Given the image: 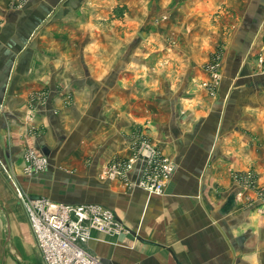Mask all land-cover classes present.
<instances>
[{"label":"crops","instance_id":"0c3cea01","mask_svg":"<svg viewBox=\"0 0 264 264\" xmlns=\"http://www.w3.org/2000/svg\"><path fill=\"white\" fill-rule=\"evenodd\" d=\"M242 2L0 0V264H44L14 186L114 211L122 232L93 231L86 245L104 264H264V213L231 177L254 170L264 186V70L246 68L264 0L248 2L243 27L231 16ZM226 11L233 35L212 97L201 83L228 39ZM140 131L175 164L161 195L99 177ZM30 149L48 158L43 172H24Z\"/></svg>","mask_w":264,"mask_h":264},{"label":"built area","instance_id":"2783aa9c","mask_svg":"<svg viewBox=\"0 0 264 264\" xmlns=\"http://www.w3.org/2000/svg\"><path fill=\"white\" fill-rule=\"evenodd\" d=\"M217 65L219 67L220 62ZM211 68L212 78L218 79L217 68L209 66ZM29 120L33 121L32 114ZM131 148L133 152L129 157L116 158L102 169L101 179L121 181L127 187L137 186L150 195L163 194L175 171L171 157L141 131L134 135ZM48 163L47 157L30 149L25 155V172L44 171ZM139 163V178L131 180ZM18 193L44 264H104L86 245L93 231L114 235L122 232L114 211L97 203L68 204L46 197L33 198L22 191Z\"/></svg>","mask_w":264,"mask_h":264},{"label":"rangeland","instance_id":"374dc122","mask_svg":"<svg viewBox=\"0 0 264 264\" xmlns=\"http://www.w3.org/2000/svg\"><path fill=\"white\" fill-rule=\"evenodd\" d=\"M25 1L26 0H14V3L13 4L17 5V7H21V6H23V4H24ZM246 1H247V3H245V4H247L246 7H244V3L243 2H242L243 3L242 5L241 4H237V6L239 5L241 7V9H239V11L238 10L235 11V14L234 15L233 14L231 15L232 17L235 18L234 23L235 24L240 23V25L242 23L243 24L242 27L247 24V22L243 21L244 18L246 17V15H248L249 13H251V10H252V8H250V6L248 4V2L251 1V0H245V2ZM227 5L228 4H226V6ZM120 9H121V11H123V13H124L125 9L127 10L126 7H122ZM227 11L225 12L226 14L224 13L222 15V21H223V23L226 22V25H225L226 26V30H225L226 34H225V36H227L228 39L225 40V43H222L221 46H217L216 47V49L212 52L210 61L206 65V69L209 72L210 78H211V75H212V73H211L212 68L209 69V66H215V68H217L218 73L220 74V76L218 77V79L215 82L214 86L211 87V89H213V91L215 93H217V89H218V87L220 85L219 81L221 82V79H222V67H221L222 63L221 62H222V60L224 58V52H226L227 47L230 46L231 43H229V41L231 42L230 39L232 38V35H233V29L230 30V26L229 25L227 26L228 18H230V14L227 13ZM113 14L118 19H123V18H121V16L124 17V15H121L120 13H113ZM166 15L169 16V13L168 14L167 13H163L161 15V20L162 19L163 20H166V18H167ZM255 17L257 19V21H256V19L254 18V20L256 21L255 29L257 30V42H256V44L253 47H251V50L252 51H251L250 55L251 54L252 55H251V58L249 59V62L247 63L249 65L246 68H248L250 70L253 69L254 72H257L259 70H264V26L261 23V20L263 18V13H259L258 12ZM99 25H101V24H99ZM240 30H237L236 29L235 32L236 31L238 32ZM145 31L147 32V30H145ZM250 31L251 32H254L253 29H251ZM114 32H115L114 34H116V30H114ZM124 32H125V30L123 31V34H124ZM136 32H138V31H136ZM173 32H174V30H173ZM248 32H247V34H245V36L242 35V39L248 37ZM137 35L139 37H143L140 32L139 33H135V34L133 33L131 35V37H133V36L137 37ZM165 36L167 37L166 40H168L169 47L173 48L174 46H176V43L174 42L175 40L172 37L173 34H171V31H170V34L167 33V32H165ZM135 41L136 40H132L131 41V44L128 47L129 48V51L132 50V48H135L136 47V46H134ZM165 49H166V47L163 46L162 47V50H165ZM218 62H220V66L219 67L217 65ZM203 84L201 83V87L204 89ZM208 93L212 97H216V95H214L211 90L208 91ZM27 115L30 116L31 115V112H29ZM28 121H30V120H28ZM141 133L147 137L146 134H144L143 132H141ZM26 153H27V151H26ZM26 153H25V155H26ZM24 170H25V167H24ZM230 171H232V170H230ZM41 172H43V171H40V172H37V173H41ZM37 173H34V174H37ZM237 173H239V172H237ZM99 177H100V175H99ZM231 177L242 185L241 186L242 189L240 190L241 194L238 197L241 200H243V202L248 203V201L251 200L250 199L251 194L256 195L257 196V199L259 201L258 204H260V208H261L259 210L261 211V213H264V211H263L264 210V186L263 185H259V174L257 172H255L254 170H246V171L241 172L239 174H234V172L232 171L231 172ZM100 179H101V177H100ZM12 185L14 186L13 183H12ZM14 191H15L16 198L21 202V198L18 196L19 195L18 192L19 191H22V190H19L18 188H16L14 186ZM3 244H4V238L1 239V245L3 246ZM12 252H13L14 256L17 257V258H18V255L19 256L21 255L19 248H16V249L15 248H12ZM9 258L11 259V257H9Z\"/></svg>","mask_w":264,"mask_h":264},{"label":"bare ground","instance_id":"6f19581e","mask_svg":"<svg viewBox=\"0 0 264 264\" xmlns=\"http://www.w3.org/2000/svg\"><path fill=\"white\" fill-rule=\"evenodd\" d=\"M216 81H217V79H216V78H212V75H211L210 80L207 81V82H205V83L203 84L204 89L210 91V90H211V87L214 86V84H215ZM219 83H220V81H219ZM213 94L216 95L215 92H214ZM240 194H241V192L236 193V198H237Z\"/></svg>","mask_w":264,"mask_h":264}]
</instances>
